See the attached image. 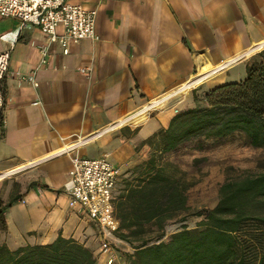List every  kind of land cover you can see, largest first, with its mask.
Masks as SVG:
<instances>
[{"label": "crops", "instance_id": "0c3cea01", "mask_svg": "<svg viewBox=\"0 0 264 264\" xmlns=\"http://www.w3.org/2000/svg\"><path fill=\"white\" fill-rule=\"evenodd\" d=\"M70 1L98 11L100 39L71 42L67 50L52 43L45 63L39 46L47 35L0 15V52L11 50L4 124L0 109V200L11 204L0 245L15 250L62 235L105 264L99 227L71 208L63 191L72 158L108 155L125 173L144 160L143 140L169 126L173 107H191L192 87L205 93L242 81L225 74L238 65L247 70L248 57L264 47V0ZM35 69L38 86L22 80ZM150 102L160 109L149 118L146 109L111 128ZM116 246L121 258L129 245Z\"/></svg>", "mask_w": 264, "mask_h": 264}, {"label": "trees", "instance_id": "16d2710c", "mask_svg": "<svg viewBox=\"0 0 264 264\" xmlns=\"http://www.w3.org/2000/svg\"><path fill=\"white\" fill-rule=\"evenodd\" d=\"M243 132L254 147L264 148V49L247 64L240 82L204 93V104L177 113L167 128L143 140L151 152L144 165L124 178L116 215L118 237L132 249L121 252L127 264H264V160L258 170L227 175L217 202L192 211L188 191L195 185L187 173L163 156L202 137L222 139ZM0 200V227L7 228ZM189 216L199 218L195 227ZM181 228L164 240L166 224ZM158 231L152 241L148 233ZM0 264H98L94 252L74 238L59 235L48 244L15 250L0 245Z\"/></svg>", "mask_w": 264, "mask_h": 264}, {"label": "built area", "instance_id": "2783aa9c", "mask_svg": "<svg viewBox=\"0 0 264 264\" xmlns=\"http://www.w3.org/2000/svg\"><path fill=\"white\" fill-rule=\"evenodd\" d=\"M97 14L96 9L88 8L81 2H71L70 0H0L1 16L17 17L25 24L38 26L47 35V44L39 46L43 63L47 61L46 56L52 43L61 41L62 46L67 50L71 42H78L87 38L99 40L100 36L96 31ZM59 27L63 28L61 34L58 32ZM10 60V49L0 52L2 124L5 122L4 112L8 102L7 78L9 76ZM81 71L86 73L85 69ZM22 80L38 86L37 70H33L27 76H22ZM153 102L145 105L131 116L113 124L111 128L130 124L125 123L124 120L146 109L149 117L152 111L157 109L148 107ZM142 123L134 125L138 126ZM69 175L63 191L69 196L70 207L86 214L99 227L100 254L105 256V264H127L120 258L116 246L117 242L122 241L118 237L120 220L116 215L118 184L124 175L122 168L112 162L108 155L98 158L75 155L72 158V168Z\"/></svg>", "mask_w": 264, "mask_h": 264}, {"label": "rangeland", "instance_id": "374dc122", "mask_svg": "<svg viewBox=\"0 0 264 264\" xmlns=\"http://www.w3.org/2000/svg\"><path fill=\"white\" fill-rule=\"evenodd\" d=\"M263 49L264 47L250 55L247 62H252L257 57L258 52ZM225 75H228L229 81H240L246 78L247 70L244 65H238L230 69ZM205 87H209V85L206 84ZM199 88L198 86L192 87L187 93V95L193 94L194 96V100L189 99L188 101L191 107L197 105V99L201 104H204V93L197 92ZM173 108H175V114L185 110H180L177 106ZM145 147L147 149L144 153V160L130 167L124 173L127 178H132L131 173L134 168L144 165L148 159L151 148L148 145H145ZM262 160H264V148L254 147L250 139L240 131L222 139L205 137L195 139L163 156V162H169L177 166L187 173V178L190 181L195 182V185L188 191L189 205L192 211L211 207L217 202L219 188L227 175H236L245 170L256 171L258 170L259 162ZM120 188H123V181ZM198 222L199 218L197 217L189 216L187 219V224L190 227H195ZM181 224L179 219L169 221L164 229V240H168L173 233L178 231L181 228ZM157 235V229L152 227L148 237L154 241ZM128 250L131 251L132 249L126 246L122 252L124 253Z\"/></svg>", "mask_w": 264, "mask_h": 264}]
</instances>
